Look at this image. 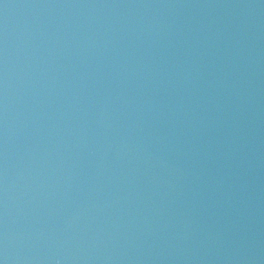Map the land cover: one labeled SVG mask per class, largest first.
Segmentation results:
<instances>
[{
	"label": "water",
	"instance_id": "1",
	"mask_svg": "<svg viewBox=\"0 0 264 264\" xmlns=\"http://www.w3.org/2000/svg\"><path fill=\"white\" fill-rule=\"evenodd\" d=\"M0 264H264V0H0Z\"/></svg>",
	"mask_w": 264,
	"mask_h": 264
}]
</instances>
